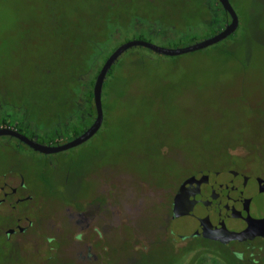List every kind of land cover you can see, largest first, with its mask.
I'll list each match as a JSON object with an SVG mask.
<instances>
[{
  "label": "rangeland",
  "instance_id": "rangeland-1",
  "mask_svg": "<svg viewBox=\"0 0 264 264\" xmlns=\"http://www.w3.org/2000/svg\"><path fill=\"white\" fill-rule=\"evenodd\" d=\"M147 1L159 7L144 0H0V122L20 124L23 134L43 144L52 136L59 143L74 138L71 129L85 124L82 93L73 96L65 87L72 90L73 62L97 32H107V39L102 54L89 60L92 72L82 77L83 86L102 57L129 40L179 48L223 29L199 25L193 36L182 35L170 30L172 14L197 12L200 0ZM230 2L240 20L238 44L230 38L174 57L132 48L142 59L117 69L116 83L103 90L108 124L99 134L51 155L0 137V173L16 167L30 189L55 186L59 199L50 204L84 207L105 240L132 235L134 254L149 245L127 264H166L168 242L152 241L163 239L166 227L158 221L171 215L164 198L186 177L195 178L186 191L193 187L200 195L201 188L211 199L221 196V180L208 171L200 178L193 172L228 166L264 178V0ZM137 16L142 26L134 30L127 21ZM106 17L121 21L117 32H109ZM155 18L162 22L159 33L150 27ZM231 170L224 184L243 185ZM121 248L116 245L120 256ZM62 253L63 248L58 255L64 260ZM171 260L180 264L185 258ZM210 263L206 258L202 264ZM70 264L78 263L70 258Z\"/></svg>",
  "mask_w": 264,
  "mask_h": 264
},
{
  "label": "flooded vegetation",
  "instance_id": "flooded-vegetation-1",
  "mask_svg": "<svg viewBox=\"0 0 264 264\" xmlns=\"http://www.w3.org/2000/svg\"><path fill=\"white\" fill-rule=\"evenodd\" d=\"M1 127L20 131V124L5 120L0 122ZM228 169H232L244 184L238 187L231 183L224 184L223 178ZM207 171L223 184L219 186L221 196L217 199L208 198L198 188L199 200L207 203L208 210L205 212L222 216L220 221H211L216 223L219 237L192 236L189 233L175 235L172 228L173 201L185 181L186 187L194 182L195 178L188 176L170 197L164 198L171 215L166 218L167 221H158L159 225H165V234L162 240H153L152 244L168 242L166 245L170 255L166 264H174L172 257L185 258L184 263L181 261L180 264H202L206 258L211 260L210 264H264V178L228 166L202 168L193 173L200 178ZM42 181H46L45 177ZM54 187L47 185V190L41 191L37 186L30 189L25 174L16 167L0 173V220L5 223L0 227V232L7 233L11 229L0 238V264H15L20 259L37 264H70V258H75L78 264H117L119 260L127 264L141 252L148 251L149 245L144 250H137L139 254H134L132 235L125 239L116 236L105 240L100 224L95 218H87L84 207L63 206L60 201L51 205L50 201L59 199ZM191 189L185 190L184 195L195 194L197 197L196 189ZM116 245L124 247L120 251L122 256L115 250ZM61 248L64 260L58 255Z\"/></svg>",
  "mask_w": 264,
  "mask_h": 264
},
{
  "label": "water",
  "instance_id": "water-1",
  "mask_svg": "<svg viewBox=\"0 0 264 264\" xmlns=\"http://www.w3.org/2000/svg\"><path fill=\"white\" fill-rule=\"evenodd\" d=\"M218 2L222 6L227 16L230 18V20L219 33L209 38L194 42L193 44L187 45L186 47L179 48L161 47L142 39L129 40L119 45L105 60L95 78L92 89L93 102L95 107V117L93 119V122L90 126L85 128L74 138L66 141L65 143L43 144L33 138L26 136L18 130L9 127L0 128V137L8 136L11 138H15L22 144L31 148L33 151L44 155H51L64 152L86 143L98 133V131L103 125V87L108 73L110 72L112 67L117 63L119 58L128 50L135 47H143L162 56H181L206 49L226 40L228 37H230L237 31L239 27V16L235 11L234 7L232 6L230 0H218ZM200 175H202V172L200 173ZM185 188L186 181L181 185V188L175 195L173 201L172 228L176 232L175 235L177 236L181 233L185 235L189 233L192 236L201 235L217 239L219 235H217L218 232L215 229L216 223L211 221H220V218H222V216H217L214 214L210 215L205 212L206 209L208 210V207L206 206L207 203H201V201L199 200L200 195H197L198 198L195 197V194L192 196H185ZM10 231L11 229L7 233H9ZM7 233L0 232V238Z\"/></svg>",
  "mask_w": 264,
  "mask_h": 264
},
{
  "label": "trees",
  "instance_id": "trees-1",
  "mask_svg": "<svg viewBox=\"0 0 264 264\" xmlns=\"http://www.w3.org/2000/svg\"><path fill=\"white\" fill-rule=\"evenodd\" d=\"M144 1L151 2V1H147V0H144ZM151 3L152 4L154 3V5L156 7L157 6L159 7V5H156L155 1L151 2ZM125 5H127V4H125ZM198 9L199 10L195 13H188V14H185L184 16L180 17L182 19H180L177 16V13H173L172 15H174V17H175V22L171 23L170 30L175 31V32L180 33V34L185 35V36H193L192 34H194L197 31L196 29L199 25L214 24V25H218V26H221L222 28H224V26L230 20V18L227 16L225 11L223 10L222 6L219 4L218 0H200V5H198ZM204 16H208L209 20L205 21L204 19H202ZM108 18L110 19V17L105 18V19H107V27H108L107 29L109 30V32L113 29L112 33L117 32L118 31L117 28H120L118 25H121L120 24L121 21H116L114 19L108 20ZM194 18H196V19H194ZM178 22L182 23L183 27L178 26L176 24ZM127 24L129 26H132V28L134 30L141 28V26H142L141 19L138 16L132 18V20L130 22L127 21ZM161 26H162V22L158 18L153 19L152 23H150V27L152 29V32H154V33H159L161 30ZM239 28H240V20H239L238 29ZM238 29H237V31H238ZM236 32L226 39V40H228V39L232 38L234 45L238 44V42H240V40H238L239 38H237V36H236ZM102 33L103 32L100 31V32H97L96 37H92V38L88 37L87 38L89 40L86 42V44H87L86 49L82 52V54L79 55L78 60L76 59L73 62L72 69H73L74 75L71 77L70 81H68L72 85V90H71V88L68 89L65 87V90H67L68 92H71L73 94V96L75 95V91H77V90L80 93H82V98L78 102H79V105H83L84 111H85V113H84V117H85L84 127L81 128L80 126H77V127H74L73 129H71V133L73 134V137H75L79 133H81L85 128L90 126L91 123L93 122V119L95 117V107H94L93 95H92V89H93L94 81H95V78H96L99 70L101 69L103 63L105 62V60L117 48V47L113 48L111 50V52H109L108 54H106L102 57L100 67L97 69V71L95 72V74L93 76H91L90 78L87 79L86 83L83 86L81 84L82 77H84V76L87 77L88 74H90L92 72L90 70L91 65H88L90 63L89 60L91 59L92 61H95L97 59V57L102 54V52L104 50V48H102V44L104 41H106V39H107L106 35L108 33L106 32V33H104V35H102ZM139 39H143V38L140 37ZM193 41H195V40H192L191 43ZM134 51H135L134 49H131V50L127 51L126 53H124L119 58L117 63L112 67V69L108 73L106 81L104 83L103 90L106 89V91L109 92V88L112 87L116 83V80H117L116 70L117 69H119V68L121 69L124 66V64L128 61L129 62H137V61L142 59V55H140L139 53L134 54L135 53ZM103 93H102V101H103V97H104ZM73 96L71 97V102H72V99L74 98ZM72 104H73V107L71 110H74L76 104H78V103L72 102ZM103 108H104V101H103ZM107 124H108V122L106 119V112H105V108H104V122H103L101 129L98 131V134L103 130V128ZM70 139H72V138H69V140ZM48 143L56 144L59 142L55 139V137L52 136V137H49Z\"/></svg>",
  "mask_w": 264,
  "mask_h": 264
}]
</instances>
